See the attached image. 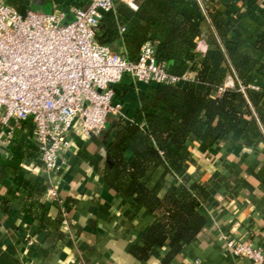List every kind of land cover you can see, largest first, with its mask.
<instances>
[{
	"label": "crops",
	"instance_id": "crops-1",
	"mask_svg": "<svg viewBox=\"0 0 264 264\" xmlns=\"http://www.w3.org/2000/svg\"><path fill=\"white\" fill-rule=\"evenodd\" d=\"M233 1L261 21L264 0ZM216 5L234 24L230 37L249 40L250 34L235 24L232 11ZM119 45L114 44L118 49ZM208 47L204 36L198 39L197 57L202 58ZM195 77L196 71L189 72L187 81L177 87L184 89ZM223 87L233 88V78L228 76ZM115 89L131 118L139 108L142 86L125 78ZM221 95L218 89L211 92L213 98ZM111 135L112 119L104 131L86 141L71 137L61 158L62 169L51 178L56 197L49 198L47 177L31 143L32 125L15 127L10 142L0 145V171L7 175L0 186V264H163L166 246L155 247L146 262L130 254L132 245L141 246L155 215L103 185ZM185 174L208 193L198 210L206 226L169 264H250L224 253L222 237L249 242L264 252V128L247 118L215 143H188ZM175 180L158 168L148 186L161 197ZM31 201L40 207L28 208Z\"/></svg>",
	"mask_w": 264,
	"mask_h": 264
},
{
	"label": "trees",
	"instance_id": "trees-1",
	"mask_svg": "<svg viewBox=\"0 0 264 264\" xmlns=\"http://www.w3.org/2000/svg\"><path fill=\"white\" fill-rule=\"evenodd\" d=\"M88 2L44 0L65 13ZM216 4L232 11L235 24L250 34L249 40L230 37L234 24L225 20V12ZM137 6L133 12L117 4L115 12L103 14L96 43L110 47L121 41L125 56L135 60L141 46L151 42L157 62L165 63L170 75L182 79L196 71V77L184 89L142 87L137 95L139 108L131 115L133 122H112L102 183L155 215L141 246L132 245L130 254L146 262L155 247L166 246L163 264H169L206 226L198 210L208 193L185 174L187 144L215 143L240 128L247 118L257 120L264 128V14L261 21L255 20L233 0H137ZM121 27L126 29L123 35H119ZM202 36L209 47L198 58L196 42ZM228 76L233 78V89L218 98L211 97L212 90L222 88ZM241 87L245 88L243 92ZM158 168L178 178L161 197L148 186ZM6 177L0 171V186ZM36 205L31 201L28 208Z\"/></svg>",
	"mask_w": 264,
	"mask_h": 264
},
{
	"label": "built area",
	"instance_id": "built-area-1",
	"mask_svg": "<svg viewBox=\"0 0 264 264\" xmlns=\"http://www.w3.org/2000/svg\"><path fill=\"white\" fill-rule=\"evenodd\" d=\"M117 4L138 10L137 0H89L67 13L54 8L43 14L28 6L23 13L24 8L0 1V145L10 142L15 127L32 125L31 143L47 177L49 198L56 197L51 178L62 169L71 137L86 141L111 119L133 122L115 89L123 79L142 87L178 86L188 79V74L182 79L170 75L167 65L157 62L151 42L141 46L135 60L125 56L121 41L117 51L96 43L103 14L115 12ZM125 31L119 28V35ZM228 89L233 88L218 90ZM222 250L233 259L264 264V252L249 242L222 237Z\"/></svg>",
	"mask_w": 264,
	"mask_h": 264
},
{
	"label": "rangeland",
	"instance_id": "rangeland-1",
	"mask_svg": "<svg viewBox=\"0 0 264 264\" xmlns=\"http://www.w3.org/2000/svg\"><path fill=\"white\" fill-rule=\"evenodd\" d=\"M0 1H4V2H9L10 5H13L14 7H20V8H24L28 6V10L34 11V12H40L43 14H49L51 12L54 11V6L50 5L49 3H44V0H22L21 3H13L10 0H0ZM22 12H25V8L22 10ZM203 30H204V25H202ZM115 48L114 50H118V48L115 46L113 47ZM110 119V117H108V120Z\"/></svg>",
	"mask_w": 264,
	"mask_h": 264
}]
</instances>
